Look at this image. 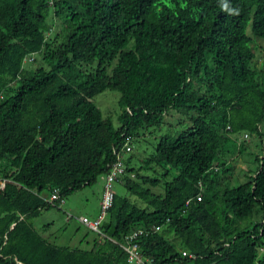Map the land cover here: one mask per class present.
Wrapping results in <instances>:
<instances>
[{
  "label": "trees",
  "instance_id": "16d2710c",
  "mask_svg": "<svg viewBox=\"0 0 264 264\" xmlns=\"http://www.w3.org/2000/svg\"><path fill=\"white\" fill-rule=\"evenodd\" d=\"M249 34L264 42V0H0V264H130L108 237L59 245L31 220L53 188L63 199L94 184L125 134L170 112L184 127L142 166L124 159L120 182L144 206L114 192L102 231L159 225L135 239L155 264H264V155L245 181L223 179L225 154L245 147L235 136L263 137L264 48L258 61ZM105 89L119 92L117 126L92 101Z\"/></svg>",
  "mask_w": 264,
  "mask_h": 264
},
{
  "label": "rangeland",
  "instance_id": "374dc122",
  "mask_svg": "<svg viewBox=\"0 0 264 264\" xmlns=\"http://www.w3.org/2000/svg\"><path fill=\"white\" fill-rule=\"evenodd\" d=\"M51 30L56 31L59 28V21L56 18H51ZM51 32V33H52ZM248 42L256 49L258 61L260 60V48H264V42L255 40L248 35ZM261 45V47H260ZM260 47V48H259ZM37 55V54H36ZM30 56L31 59L25 61L24 65H35L37 62ZM115 61L107 66L109 73ZM95 66V64H93ZM119 92L113 89H105L97 93L92 101L100 108L103 117H109L114 124L118 125L117 115L120 112L118 104ZM186 117L176 112H170L165 115L164 123L157 127H149L141 129L139 136H135L132 141L133 149L130 153L125 154V158L132 155L131 163L135 166H142V160L147 157L153 150L161 135L166 132L173 133L175 130L184 127ZM183 121V122H181ZM181 122V123H179ZM260 128L263 132V137L260 139L256 134L244 136V133H239L235 136L237 143L244 142V149L239 152L238 149L233 152H227L224 156L227 164L231 166V171L223 175V179L230 185H236L245 181L247 170H254L258 162L253 160L255 156L261 157L264 155V120ZM262 140V143L260 141ZM104 182V173L100 174L97 181L92 185H87L79 190L72 192L62 199L59 205H54L49 209L41 211V213L31 220L32 225L45 237L59 245L80 246L81 248H89L99 235L85 226L78 220V216L84 215L89 219H95L100 212V201L102 186ZM113 190L119 195L126 196L130 200L143 207L144 204L129 194L120 181L113 183ZM154 191L162 192V189H153ZM70 213L73 217L67 219L66 215ZM107 215L102 220V224L107 222ZM163 234L177 247H180L179 240L173 236L171 230L163 231ZM264 254V250H260V255Z\"/></svg>",
  "mask_w": 264,
  "mask_h": 264
},
{
  "label": "built area",
  "instance_id": "2783aa9c",
  "mask_svg": "<svg viewBox=\"0 0 264 264\" xmlns=\"http://www.w3.org/2000/svg\"><path fill=\"white\" fill-rule=\"evenodd\" d=\"M31 59L30 57L24 58V61ZM2 98V94L0 93V99ZM246 136V134L244 135ZM133 136L130 134H125L122 141L119 143L117 147H115L113 153L114 158L111 162L107 164L106 170L104 172V182L102 186V193H101V201H100V212L97 218L89 219L87 216L80 215L78 216V220L87 226L92 231L96 232L100 236L108 237V239L116 242L119 244L127 253V261L130 264H155L154 260L151 257L145 256L141 253L139 249L138 243L135 239L142 235L146 234L149 231H157L160 229L159 225H153L151 227H136L133 228L130 232H128L123 239L116 240L109 236L102 231V220L107 215V211L112 205L113 198H114V190H113V183L116 181H120L122 175L125 172L124 166V159L125 154L130 153L133 149L132 141ZM10 179L6 176L2 175L0 172V192L5 189L6 183L9 182ZM201 194L198 193L196 195V199L200 200ZM47 201L54 205H59L62 201L60 199V192L58 188H53L50 195L47 197ZM188 200L186 201V204ZM73 217L70 213H67L66 218L69 219ZM183 256H188L190 258H195L193 253H189L185 250L181 252Z\"/></svg>",
  "mask_w": 264,
  "mask_h": 264
},
{
  "label": "clouds",
  "instance_id": "9594fccd",
  "mask_svg": "<svg viewBox=\"0 0 264 264\" xmlns=\"http://www.w3.org/2000/svg\"><path fill=\"white\" fill-rule=\"evenodd\" d=\"M224 7H225V10H228L227 5H225ZM231 11L234 12L235 14H238V11L235 10V9H233V10H231Z\"/></svg>",
  "mask_w": 264,
  "mask_h": 264
}]
</instances>
